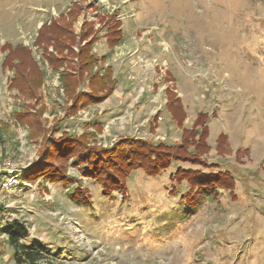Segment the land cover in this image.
Masks as SVG:
<instances>
[{"label": "rangeland", "instance_id": "rangeland-1", "mask_svg": "<svg viewBox=\"0 0 264 264\" xmlns=\"http://www.w3.org/2000/svg\"><path fill=\"white\" fill-rule=\"evenodd\" d=\"M85 1L100 12H82L80 0H0V46H29L46 73L39 99L43 114L37 123L34 114L29 120L48 131L64 117L66 103L59 75L34 45L42 24L72 10V18L82 12L74 25L80 30L85 15L96 21L99 13L115 11L123 22V44L110 51L100 34L94 53L120 83L104 103L64 121L62 131L81 133L97 123L104 145L127 135L178 144L182 132L165 109L167 86L174 87L187 112L186 128L199 112H215L205 161L233 176L234 195L215 189L201 194L197 206L185 204L181 195L188 186L174 185L170 177L177 167L197 169L188 163L152 178L136 171L127 181V197L104 196L98 184L69 167V176L90 192L86 203L73 198L76 184L22 181L8 191L0 188L2 226L27 225L24 243L48 249L43 264H264V0ZM5 74L0 67V120L10 124L4 130L6 151L0 143V172H25L39 160L45 142L27 123L15 121L13 112L31 102L9 88L12 73ZM220 134L228 137L222 156ZM239 149L247 153L236 156ZM7 237L0 228V264H16Z\"/></svg>", "mask_w": 264, "mask_h": 264}, {"label": "trees", "instance_id": "trees-1", "mask_svg": "<svg viewBox=\"0 0 264 264\" xmlns=\"http://www.w3.org/2000/svg\"><path fill=\"white\" fill-rule=\"evenodd\" d=\"M85 3V0H80L77 5L82 12H100L98 5ZM81 13L72 18L74 14L71 10L66 16L62 13L49 22H44L35 40L34 45L42 51L43 61L59 75L61 90L66 96L64 117L58 118L48 131L37 128L32 119L29 120L34 114L37 123L43 114L39 99L46 73L29 46L23 43H5L0 46L3 75L7 71L12 73V77L8 78L9 88L18 89L19 95L31 102L21 104L22 107L13 112L15 121L19 124L27 123L29 128L39 132L37 135L42 137L40 142H45L39 160L25 170L22 181L35 184L42 180L69 188L76 184L73 198L76 202L86 203L90 192L83 187L78 177L69 176V167L76 168L82 179L98 184L104 196L119 194L127 197V181L136 171L140 170L145 176L152 178L161 176L174 164L188 163L197 169L177 167L170 177L174 185L182 186L185 183L188 186V191L181 195L185 204L197 206L203 198L201 194L205 191L215 192V189L229 190L234 195L236 183L233 176L227 171L215 170L216 165L205 161V156L211 150L208 143V122L216 117L215 112L211 115L199 112L192 126L186 128L184 122L187 112L174 87L167 86L165 109L182 132L178 144L127 135L117 138L112 144L104 145L98 140V134L103 128L97 123L86 125L81 133L65 129L62 131L64 121L76 117L83 109L104 103L120 83L119 78L114 77L112 68L103 67L101 57L94 53L100 34L110 51L123 44L124 31L120 14L115 11L110 14L99 13L97 28V22L88 21L85 15L80 30H75L74 25L79 21ZM156 72L161 73L162 70L156 68ZM164 75L169 84L174 82L170 73L166 72ZM158 119L159 112L153 117L151 133L156 130ZM6 126L8 124L0 120V143L3 147L9 141H6ZM227 140L226 134H220L216 140L217 154L220 156L228 153ZM6 149L4 147L1 150L3 152ZM235 153L237 156V153H247V150L239 149ZM202 169L211 171L207 174ZM6 174V171L0 172V183ZM175 193L177 192L172 191L173 196ZM0 214H5L2 208ZM1 220L0 228L5 229L8 236L6 241L14 251L16 264H43L42 261L48 258V249L41 244L24 243L29 236L28 226L21 221H13L3 227Z\"/></svg>", "mask_w": 264, "mask_h": 264}, {"label": "built area", "instance_id": "built-area-1", "mask_svg": "<svg viewBox=\"0 0 264 264\" xmlns=\"http://www.w3.org/2000/svg\"><path fill=\"white\" fill-rule=\"evenodd\" d=\"M2 171H6L7 174L1 180L0 183L1 190L8 191L22 184V175L24 171L21 172L13 168H4ZM23 184L31 185L28 182H23Z\"/></svg>", "mask_w": 264, "mask_h": 264}]
</instances>
